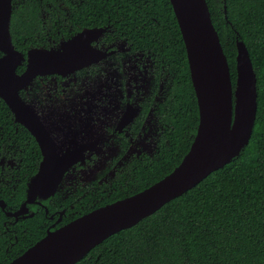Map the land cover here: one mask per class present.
Segmentation results:
<instances>
[{"label":"flooded vegetation","instance_id":"flooded-vegetation-1","mask_svg":"<svg viewBox=\"0 0 264 264\" xmlns=\"http://www.w3.org/2000/svg\"><path fill=\"white\" fill-rule=\"evenodd\" d=\"M32 1L12 0L11 26L14 12ZM35 1L39 25L16 44L10 26L23 56L17 73L34 49L59 50L74 39L80 55L74 71L38 75L20 91L42 123L44 146L9 107L0 109L7 114L0 116V258L10 261L49 231L154 184L172 155L179 71L155 45L143 46L141 18L133 30L121 0ZM46 160L69 166L50 169L62 176L54 195L30 198ZM35 230L43 235L28 246Z\"/></svg>","mask_w":264,"mask_h":264},{"label":"trees","instance_id":"trees-1","mask_svg":"<svg viewBox=\"0 0 264 264\" xmlns=\"http://www.w3.org/2000/svg\"><path fill=\"white\" fill-rule=\"evenodd\" d=\"M121 1L126 3V12L132 13L133 30L135 19L141 18L142 33L147 37L143 46L155 45L179 71L172 155L165 158L163 171L153 183L169 174L189 151L199 122L198 106L185 43L170 0ZM116 2L118 5L120 0ZM207 3L234 86L238 38L253 61L258 110L250 142L231 163L155 214L110 236L77 264H264V0ZM30 5L14 12L11 31L15 44L17 35L22 40L27 29L39 25L37 1ZM0 109L8 113L1 99ZM2 113L0 116L7 115ZM35 232L28 246L43 235ZM9 261L0 258V264Z\"/></svg>","mask_w":264,"mask_h":264},{"label":"water","instance_id":"water-1","mask_svg":"<svg viewBox=\"0 0 264 264\" xmlns=\"http://www.w3.org/2000/svg\"><path fill=\"white\" fill-rule=\"evenodd\" d=\"M185 43L199 122L189 151L163 178L126 199L94 210L47 235L8 264H77L110 236L155 214L172 200L196 187L210 174L239 157L253 134L258 110L257 75L246 44L237 39V81L234 86L207 0H170ZM12 0H0V98L16 121L28 128L44 146L42 123L20 91L38 75L74 71V39L59 50L29 52L27 70L17 73L23 56L15 50L10 32ZM83 36L79 37V42ZM78 60V59H77ZM44 161L30 186V198L54 195L61 174L52 177Z\"/></svg>","mask_w":264,"mask_h":264}]
</instances>
